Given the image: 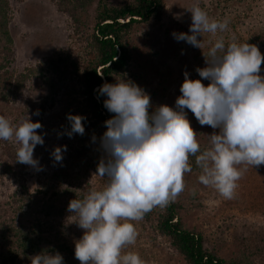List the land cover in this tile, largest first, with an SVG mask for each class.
<instances>
[{
	"label": "rangeland",
	"instance_id": "rangeland-1",
	"mask_svg": "<svg viewBox=\"0 0 264 264\" xmlns=\"http://www.w3.org/2000/svg\"><path fill=\"white\" fill-rule=\"evenodd\" d=\"M62 1L6 0L5 14L12 39V53L6 59V64L0 54V77L7 79L4 85L0 84V115L5 116L12 124H18L27 115L33 123H41L42 128L37 130V134L43 137L44 144L37 145L33 154L43 170L37 171L24 164V169L15 171L13 158L19 145L14 140H0V225L12 222L30 227L37 217L34 214L35 209L40 208L34 204L45 203L56 192L59 197L55 199H60L56 204L65 207L66 217L60 223L55 222L49 234L55 233L59 241L73 249L74 242L81 238L83 230L75 223L78 217L67 210L68 205L71 200L79 199L82 195L84 197L91 190L101 189L106 182L94 175L98 163L89 158L94 152L96 156H105L100 146V137L103 134H98L95 142L93 136H89L93 148L86 158L76 162L74 153L78 150L73 144L77 141L78 144L86 142L79 139V134H73L71 138L67 135L71 126L60 116V105L63 104L53 101L50 104L48 99L43 105L40 98L36 97L38 94L32 92L28 86H24L15 98H11L4 87L7 82L14 85L19 75L29 68H41L44 76L55 78L51 69L49 72L45 66L51 60L57 63L56 66H75L76 71L82 70L83 60L89 51L88 44L98 0H87L83 10L78 9L77 14L81 15L82 23L78 28L69 14L59 9ZM75 1L65 0L64 7L68 8V2ZM105 1L109 6L120 7L134 0ZM162 2L164 12L160 20L137 25L126 37L132 59L125 78L137 79L138 86L150 96V114L160 105L175 109V101L181 95L179 89L184 82V73H189V79H201L196 69L207 66L205 58H208V52L217 39L222 37L225 45L231 42L242 44L245 40L255 39L261 33L264 35V0ZM193 5H199L210 18L228 21L226 31L203 33L198 37L202 41L201 49L185 41H177L172 35L173 32L191 35V13L186 9ZM255 42L264 55V36ZM259 74L264 76V63ZM35 78L37 75H32L29 79L32 81ZM76 78L74 75L71 83L75 87L78 86ZM202 83L207 86L209 81L202 80ZM2 95H6L5 100ZM37 112L39 115H35ZM185 112L191 127L198 134L201 150L209 147L207 135L214 130L210 126H201L189 110L185 109ZM88 129L91 133V124ZM62 146H66L67 150L62 153V161L56 162L51 153L56 147ZM189 164L192 172L184 177L185 189L174 200L181 207L183 225L200 233L204 239L203 246L216 251L230 264H264V190L261 194L259 192L264 189V165L255 170L247 166V171L237 182L234 198L225 199L214 188L199 183L200 169L195 160L189 159ZM8 166L10 171L5 170ZM77 180H82L80 187L76 186ZM47 182L53 187L48 192L44 188ZM22 184L27 187L26 195L21 194ZM149 213L148 220L143 218L132 221L138 237L135 245L128 246L125 251L138 252L146 264H185L182 257L171 248L169 240L155 230L159 214L157 207ZM40 221L43 223L45 219L41 217ZM242 254L247 256L246 260L241 259ZM61 255L64 264H80L75 258L72 260L66 254ZM19 259L20 257L15 263L9 264L30 263L26 259Z\"/></svg>",
	"mask_w": 264,
	"mask_h": 264
},
{
	"label": "clouds",
	"instance_id": "clouds-1",
	"mask_svg": "<svg viewBox=\"0 0 264 264\" xmlns=\"http://www.w3.org/2000/svg\"><path fill=\"white\" fill-rule=\"evenodd\" d=\"M186 10L191 13V35L173 32L177 41L201 49L198 37L203 33L228 28L227 20L210 18L199 5ZM205 63L206 67L196 69L201 79H189V73H184L175 109L160 105L150 114V96L122 76L98 89L99 96L107 97L103 106L113 114L104 122L107 130L100 146L105 156L94 174L106 182L82 199L71 200L67 209L78 217L75 223L83 230L74 242V256L80 264H146L138 252L125 251L138 237L132 221L142 220L154 207L167 206L184 191V177L192 172L190 157H195L200 169L199 183L225 199L234 198L247 166L264 165V76L259 74L264 55L254 44L225 45L221 37ZM202 80L209 84L205 86ZM185 109L201 126L214 130L207 135L209 147L201 150ZM85 119L67 115L69 138L84 135ZM41 128L28 115L18 124L0 115V140H14L19 145L16 162L37 171L43 170L33 158L36 146L44 144L37 134ZM66 150V146L56 147L51 156L61 162ZM30 259L31 264H64L58 251H44Z\"/></svg>",
	"mask_w": 264,
	"mask_h": 264
},
{
	"label": "trees",
	"instance_id": "trees-1",
	"mask_svg": "<svg viewBox=\"0 0 264 264\" xmlns=\"http://www.w3.org/2000/svg\"><path fill=\"white\" fill-rule=\"evenodd\" d=\"M86 4L87 0H76L74 3L68 2L67 8L64 7L66 2L63 0L60 2L59 9L65 10L78 28L82 23L81 15H78L77 11L78 9L83 10ZM5 7L6 0H0V54L3 55L2 61L6 64V59L10 58L12 53V39L8 30ZM163 12L162 0H134L132 3L120 7L109 6L105 0H98L94 26L88 44L89 51L83 60L82 70L76 71L77 67L75 66H56L57 63L51 60L45 66H47L48 71L51 69L50 71L55 74V78L44 76V71L41 68H29L25 73L19 75L14 85L7 82V86H4L8 90L7 94L11 98H15L24 86H28L32 92L38 94L36 97L40 98L39 100L42 101L43 105L48 99H50V104L52 101L62 103L60 116L68 124V114L86 117L82 121L85 133L83 136L79 135V139L86 143L78 144L77 141L73 144L77 146L78 150L74 153V160L76 162L83 160L93 148L89 136L91 135L92 138V136L97 137L98 134H103L107 130L104 122L113 115L103 106V101L107 97L99 96L98 89L104 83H115L117 76L125 78L132 59L130 45L126 37L135 26L145 24L150 20H160ZM261 36L263 38V33L256 36L255 39L245 40L244 43L256 45L257 42L255 41H259ZM32 75H37V78L30 81L29 78ZM74 75L77 77V87L71 85ZM133 79L131 81L138 85L137 79ZM6 81L5 77H0V84L4 85L3 83ZM2 96L5 100L6 95ZM79 99L81 100L79 101ZM31 107L35 108L34 105ZM90 124L93 127L91 133L88 129ZM103 157L99 154L96 156L94 152L89 158L94 163H99ZM15 158H13L15 171L24 169V164L16 162L17 158ZM190 159L194 161L195 157H190ZM251 168L253 170L258 169V167L253 168L252 166ZM5 170L10 171L9 166ZM77 181L76 186L80 187L83 184L82 180ZM48 183L44 187L47 192L53 188ZM20 188L21 194L26 195V185L22 184ZM263 190L259 191L260 194ZM72 193L74 192L72 191ZM57 197H59V193L55 192L45 203L39 205L37 202L34 204L40 208L35 209L36 220L28 228L23 227V224L16 225L12 222L0 225L1 264L15 263L18 257L26 259L31 264L30 258L44 251H58L60 254L71 257L72 260L75 258V247L72 249L65 242L59 241L55 233L49 234V231L53 229V224L55 222L60 223L66 217L65 207L56 204V201L60 200L55 199ZM82 198L83 195L81 198L79 197V199ZM157 209L159 214L155 224L156 232L169 240L171 248L182 257L185 264H230L216 251L203 246L204 239L200 233L193 229L189 230L183 225L180 217L181 207L176 201L170 202L165 207L157 206ZM41 217L45 219L43 223L40 221ZM149 217V212L144 215L145 220H148ZM5 249L7 250L5 251ZM246 258L247 256L244 254L241 255L242 260H246Z\"/></svg>",
	"mask_w": 264,
	"mask_h": 264
}]
</instances>
